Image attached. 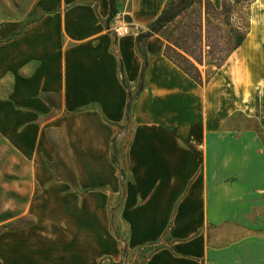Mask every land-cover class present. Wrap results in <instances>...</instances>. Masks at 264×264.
Instances as JSON below:
<instances>
[{"label": "crops", "instance_id": "crops-1", "mask_svg": "<svg viewBox=\"0 0 264 264\" xmlns=\"http://www.w3.org/2000/svg\"><path fill=\"white\" fill-rule=\"evenodd\" d=\"M167 1L115 0L107 25V0H35L38 21L0 26L2 137L52 198L26 204L30 225L0 232V264H124L123 249H153L143 264H264V145L230 124L252 113L255 89L264 132V27L252 16L242 46L201 86L164 57L159 36L148 39L139 90L137 32L112 30L127 20L145 32ZM48 130L76 190L46 168L58 160Z\"/></svg>", "mask_w": 264, "mask_h": 264}, {"label": "rangeland", "instance_id": "rangeland-1", "mask_svg": "<svg viewBox=\"0 0 264 264\" xmlns=\"http://www.w3.org/2000/svg\"><path fill=\"white\" fill-rule=\"evenodd\" d=\"M198 1V5L181 14L157 36L164 42V57L175 66L184 67L194 76L197 75L201 85H204L216 71V66L231 50L234 42L230 34L233 30L239 28V33L243 34L248 28V16L250 20L252 16L254 17L253 29L264 27V0ZM208 2L217 10L224 6V12L214 14ZM34 3L35 0H0V26L10 23L28 25L38 21L41 16L34 11ZM250 3L253 4L249 8ZM226 10L229 12L225 13ZM206 12L210 14L208 17ZM250 28L251 25L249 30ZM2 87L0 82V92ZM249 91L250 97L246 106L252 113L240 111L230 120V124L239 131L249 129L256 133L264 145V132L258 128L254 118L259 108L257 92L255 89ZM1 101L2 93H0V232L32 223L29 218H20L28 202H50L52 199L49 193H43V189L34 180L33 165L4 141ZM52 102L57 104V99H53ZM47 138L56 147L58 160L54 164H47L46 168L53 173L55 183L68 184L72 190H76L74 177L65 161L60 135L56 131L48 130ZM117 164L122 169L120 160ZM49 185L51 184L46 186ZM119 202V197H114L110 200V206L113 209L117 208ZM112 216V232L121 239L126 233L125 225L118 218L117 212L114 211ZM152 251L153 249H146L142 252L124 253V264H143Z\"/></svg>", "mask_w": 264, "mask_h": 264}, {"label": "trees", "instance_id": "trees-1", "mask_svg": "<svg viewBox=\"0 0 264 264\" xmlns=\"http://www.w3.org/2000/svg\"><path fill=\"white\" fill-rule=\"evenodd\" d=\"M107 1L109 3V7H110L109 18L107 20V25H108L109 22L116 16V10H115V0H107ZM198 2H199L198 0H168L164 10L162 11L161 15L157 18V20L145 32L139 31V33L136 35V38H135L136 48H137L139 56L143 60V70H142L141 77H140L139 90H141L143 87L142 80H143V75H144V72H145V69L147 66L145 55L142 51V45L144 44V42H146L148 39H150L154 36H157L163 29H165L167 26L171 25L177 18H179L181 16V14H183L184 12L189 10L194 5H198ZM208 4L210 5L211 10L213 11L214 14L217 15V14H222V12H224V9H225L224 6H222V8L220 10H217L210 2H208ZM252 4L253 3H250L249 8L252 6ZM228 12H229L228 10L225 11V13H228ZM209 15L210 14L208 12H206V16L208 17ZM126 22H128V21L126 20ZM249 26H250V17L248 16V28H246V30L243 34L239 33V28H236L235 30H233L231 32L230 35H231V38L233 39L234 44H233L231 50H229L227 55L224 57V59L221 60L219 65L216 66V71L213 73V75L219 69H221V67L225 64V62L230 57V55L242 46L243 42L245 41V39L249 33ZM229 39H230V36H229ZM213 61H215V60H213ZM217 61H215V62H217ZM176 67L178 69H180L188 78H190V80H192L197 85L201 86V83H200L197 75L194 76L186 68H184V67L182 68L179 65H176ZM194 73L196 74V71H194ZM213 75L211 76V78L213 77ZM209 80H207L205 84H207L209 82ZM132 101H133V99L131 97H129L128 104H127L126 120H128V112H129L130 104ZM121 243H123V242L121 241ZM123 253H125L124 249H123Z\"/></svg>", "mask_w": 264, "mask_h": 264}, {"label": "built area", "instance_id": "built-area-1", "mask_svg": "<svg viewBox=\"0 0 264 264\" xmlns=\"http://www.w3.org/2000/svg\"><path fill=\"white\" fill-rule=\"evenodd\" d=\"M116 18H117V16H116ZM116 18H115V20H116ZM116 22H117V24L112 30L113 35L116 38L127 37L130 35L132 30L137 32V33L139 32V29L136 26H133L132 24L127 23L126 21L117 20Z\"/></svg>", "mask_w": 264, "mask_h": 264}]
</instances>
